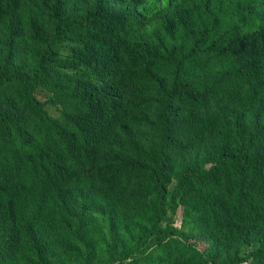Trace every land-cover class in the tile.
Segmentation results:
<instances>
[{
    "label": "trees",
    "instance_id": "16d2710c",
    "mask_svg": "<svg viewBox=\"0 0 264 264\" xmlns=\"http://www.w3.org/2000/svg\"><path fill=\"white\" fill-rule=\"evenodd\" d=\"M0 264H264V0H0Z\"/></svg>",
    "mask_w": 264,
    "mask_h": 264
},
{
    "label": "rangeland",
    "instance_id": "374dc122",
    "mask_svg": "<svg viewBox=\"0 0 264 264\" xmlns=\"http://www.w3.org/2000/svg\"><path fill=\"white\" fill-rule=\"evenodd\" d=\"M181 220H182V209L180 208L178 211H177V214L176 215H173V218H172V221L173 223L176 225V226H181ZM199 243H200V248L201 250H204L206 245L201 241V240H198Z\"/></svg>",
    "mask_w": 264,
    "mask_h": 264
}]
</instances>
